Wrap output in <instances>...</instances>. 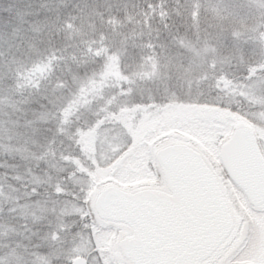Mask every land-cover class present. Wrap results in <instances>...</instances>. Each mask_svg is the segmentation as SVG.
Returning <instances> with one entry per match:
<instances>
[{
	"label": "rangeland",
	"instance_id": "1",
	"mask_svg": "<svg viewBox=\"0 0 264 264\" xmlns=\"http://www.w3.org/2000/svg\"><path fill=\"white\" fill-rule=\"evenodd\" d=\"M115 2L0 0V264H126L127 231L94 199L163 188L154 153L169 144L204 156L235 217L261 214L219 148L242 124L264 153V0H184L180 34L152 54L101 37ZM255 249L246 264L264 261Z\"/></svg>",
	"mask_w": 264,
	"mask_h": 264
},
{
	"label": "water",
	"instance_id": "2",
	"mask_svg": "<svg viewBox=\"0 0 264 264\" xmlns=\"http://www.w3.org/2000/svg\"><path fill=\"white\" fill-rule=\"evenodd\" d=\"M232 151L223 155L224 145ZM222 166L253 206L264 203V158L253 132L237 127L220 148ZM165 190L126 192L114 186L100 191L93 210L105 222L120 224L130 234L118 243L128 264H205L218 249L216 227L232 218L217 176L199 152L171 144L155 153ZM71 264H87L83 257Z\"/></svg>",
	"mask_w": 264,
	"mask_h": 264
},
{
	"label": "trees",
	"instance_id": "3",
	"mask_svg": "<svg viewBox=\"0 0 264 264\" xmlns=\"http://www.w3.org/2000/svg\"><path fill=\"white\" fill-rule=\"evenodd\" d=\"M13 1L15 2V0ZM18 1L26 3L27 0ZM34 1L45 5V7L52 2V0ZM184 3V0H116L115 8L111 10L110 14H105L103 10L100 12L98 23L106 27L105 33H108V35H99V37L104 38L107 36L105 40L114 37L118 42L122 41L127 44L136 42L139 44L129 48L152 54L151 51L155 49L146 47L145 43L152 42L150 46L156 47L157 42L165 44L170 41V38L173 40L180 34L181 29H176L179 19H182L183 9H189V7H184ZM69 6L74 13L76 11L75 4L74 9L73 4ZM187 6L189 5L187 4ZM82 7L83 5H81ZM32 10L38 13V10ZM37 16L42 17L39 14ZM57 23L56 28L51 32L49 31L50 41H54V38L56 40L59 32H62L61 22L58 21Z\"/></svg>",
	"mask_w": 264,
	"mask_h": 264
},
{
	"label": "snow or ice",
	"instance_id": "4",
	"mask_svg": "<svg viewBox=\"0 0 264 264\" xmlns=\"http://www.w3.org/2000/svg\"><path fill=\"white\" fill-rule=\"evenodd\" d=\"M233 147L232 143L224 145L222 154L227 156ZM258 241H264V218L257 223L255 219H249L244 214L239 217H225L216 227V246L221 254L213 264H246ZM260 264H264V261Z\"/></svg>",
	"mask_w": 264,
	"mask_h": 264
},
{
	"label": "flooded vegetation",
	"instance_id": "5",
	"mask_svg": "<svg viewBox=\"0 0 264 264\" xmlns=\"http://www.w3.org/2000/svg\"><path fill=\"white\" fill-rule=\"evenodd\" d=\"M261 150H262V148H261ZM262 153H263V150H262ZM264 154V153H263ZM247 202V201H246ZM248 203V202H247ZM248 206H249V208H250V211L251 212H254V213H256V215H257V213H261V214H258V217H255V218H251V219H255L256 220V222L257 223H259L260 222V220L262 219V218H264V205H262V206H260V207H253V206H251L249 203H248ZM233 213V212H232ZM234 215V214H233ZM235 216V215H234ZM129 233V231L127 230V234ZM126 234V235H127ZM258 246H257V248L255 249V255H257V253H264V241H258ZM254 252V251H253ZM220 254H221V250L220 249H218L214 254H213V256L211 257V259L207 262V263H205V264H213V262L214 261H216L217 260V258L220 256ZM247 263V262H246Z\"/></svg>",
	"mask_w": 264,
	"mask_h": 264
}]
</instances>
